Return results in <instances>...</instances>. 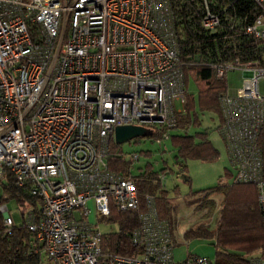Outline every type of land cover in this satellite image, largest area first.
Segmentation results:
<instances>
[{
    "label": "built area",
    "instance_id": "1",
    "mask_svg": "<svg viewBox=\"0 0 264 264\" xmlns=\"http://www.w3.org/2000/svg\"><path fill=\"white\" fill-rule=\"evenodd\" d=\"M252 1L258 12L247 21L233 0H0V184L8 173L41 201L38 218L28 211L16 220L5 203L0 214L6 232L25 223L33 233L34 264H213L173 259L171 225L151 194L130 232L138 254L104 252L88 202L97 221L139 205L138 151L126 175L109 169L107 154L118 125L162 132L158 144L176 127L187 92L178 21L195 18L210 33L228 24L264 40V0ZM211 67L218 78L242 71L237 93L218 96L219 130L232 181L257 187L264 224V67L237 57ZM158 179L164 186L165 174Z\"/></svg>",
    "mask_w": 264,
    "mask_h": 264
},
{
    "label": "trees",
    "instance_id": "2",
    "mask_svg": "<svg viewBox=\"0 0 264 264\" xmlns=\"http://www.w3.org/2000/svg\"><path fill=\"white\" fill-rule=\"evenodd\" d=\"M231 9L245 15L247 21L258 12L252 0H233ZM178 24H182L179 25L181 34L178 43L184 82L188 85L189 78L192 77L197 86L196 95L187 90L184 111L178 114L176 127L170 131L168 137L178 171H184L189 159L210 160L218 155V150L206 130L188 132L191 125L201 124L199 110L217 114L220 122L218 129L221 126L222 115L218 96L227 91V85L225 76H215L211 63L218 57L223 60L237 57L244 61L256 60L264 67V40L254 39L243 30L230 28L228 24L214 33L203 31L195 18L186 24L180 19ZM161 133L146 129L144 137L155 140ZM259 145L262 148L264 174V125L259 136ZM138 153L145 156L151 154L150 150H141ZM107 165L110 170L123 175L130 173L132 169L131 159L123 152L122 145L116 144L114 140L110 142ZM165 169H154L150 162L138 167L135 178L139 205L136 209L128 210L112 208L110 214L104 217L107 222L118 225L116 231L103 232L101 246L104 252L129 256L138 254V249L131 245L130 232L139 223L138 214L144 208L146 194L155 196L159 216L170 220L174 201L167 196L158 179ZM5 180L6 182L0 184L3 189L0 203L13 200L21 213L25 210L31 211L38 218L41 214V201L32 195L30 186H18L8 173ZM197 192L202 193L203 197L199 206L209 207L207 209L210 212L215 211L216 216L212 228L205 224L191 227L184 231V238L204 237L212 240L215 247L213 264H249L253 257L264 259V224L257 200V187L252 183L221 181ZM211 195L220 196V200L216 202L210 198ZM32 238L33 233L25 223L17 224L10 232H6L0 214V264H34L40 261L39 253H31ZM190 255L192 254L188 256Z\"/></svg>",
    "mask_w": 264,
    "mask_h": 264
},
{
    "label": "rangeland",
    "instance_id": "3",
    "mask_svg": "<svg viewBox=\"0 0 264 264\" xmlns=\"http://www.w3.org/2000/svg\"><path fill=\"white\" fill-rule=\"evenodd\" d=\"M225 80L228 94L235 95L242 84V71H228L225 75ZM186 90L193 95L197 94V86L192 77L189 78ZM263 90L262 81L260 83V91L263 92ZM198 115L201 124L198 126L191 125L188 132L194 133L206 130L209 139L218 150V155L210 160L189 159L186 161V169L184 171H178V165L174 163V151L168 139H163L161 144H158L156 140L148 137H139L121 144L123 152L129 158L132 151L150 150L151 152L148 156L139 154V159L133 162V172L135 173H138V167L144 165L146 162L152 163L154 169H160L165 165L162 159H167L166 169L164 170V188L167 190L169 196L174 197V207L170 219L174 223V228H172L175 238L173 256L176 261L184 260L189 252L214 258L215 247L212 240L204 237L185 239L183 233L186 229L201 224L212 228L216 212H210L207 206H199L203 197L202 193H198L197 191L215 186L221 181H232L231 175H233V169L227 156L226 145L218 129L220 122L217 114L199 110ZM2 195L3 189L0 185V197ZM210 198L216 202L220 200V196L218 195H211ZM188 201H191L192 204H189ZM4 203L12 211L14 218L19 220L21 211L14 201L8 200L4 201ZM88 206L91 209L90 220L98 222L102 232L116 231L118 229L116 223L107 222L104 218H99L97 221L92 200L88 202ZM27 212L25 210L23 215L26 216Z\"/></svg>",
    "mask_w": 264,
    "mask_h": 264
},
{
    "label": "water",
    "instance_id": "4",
    "mask_svg": "<svg viewBox=\"0 0 264 264\" xmlns=\"http://www.w3.org/2000/svg\"><path fill=\"white\" fill-rule=\"evenodd\" d=\"M145 129L138 125H118L114 131V142L123 144L134 138L144 137Z\"/></svg>",
    "mask_w": 264,
    "mask_h": 264
},
{
    "label": "crops",
    "instance_id": "5",
    "mask_svg": "<svg viewBox=\"0 0 264 264\" xmlns=\"http://www.w3.org/2000/svg\"><path fill=\"white\" fill-rule=\"evenodd\" d=\"M163 160V162H164V166H162L161 168H164V167H166V164H167V159H162ZM166 161V162H165ZM175 163V162H174ZM176 164V163H175ZM142 166H144V165H142ZM154 168V167H153ZM162 173H164V172H162ZM231 177H233V175H231ZM230 182V181H229ZM162 188H163V190H165L166 191V194H167V196L168 197H170V198H172L173 199V201H174V197H171V196H169L168 195V192H167V190L164 188V186H162ZM188 203L190 204H192V202L191 201H188ZM156 206H157V204H156ZM174 207V206H173ZM157 212H158V209H157ZM158 216H159V213H158ZM160 217V216H159ZM161 218V217H160ZM163 219V218H162ZM166 220V219H165ZM168 222H169V224L171 225V231H172V228H174V223L171 221V219L170 220H167ZM172 235H173V233H172ZM174 240H175V238H174V236H173V243H174ZM189 254H192V253H187V256L189 255ZM192 255H195V254H192ZM186 256V257H187ZM201 256H204V255H201ZM186 257H185V259H186ZM205 257H208V256H205ZM209 259H211V260H213V258H210V257H208ZM254 258V257H253ZM173 259H174V256H173ZM252 259V258H251ZM250 259V260H251ZM176 261V260H175ZM249 264H251V262H249Z\"/></svg>",
    "mask_w": 264,
    "mask_h": 264
}]
</instances>
